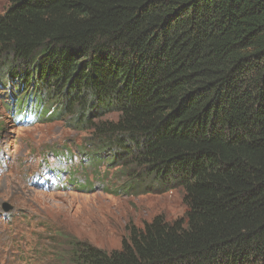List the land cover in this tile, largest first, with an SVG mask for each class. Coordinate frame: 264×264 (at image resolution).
I'll return each instance as SVG.
<instances>
[{
	"label": "trees",
	"instance_id": "obj_1",
	"mask_svg": "<svg viewBox=\"0 0 264 264\" xmlns=\"http://www.w3.org/2000/svg\"><path fill=\"white\" fill-rule=\"evenodd\" d=\"M8 3L14 119L89 133L81 155L105 181L117 170L120 191L180 190L187 207L110 252L68 235L69 264H264V0Z\"/></svg>",
	"mask_w": 264,
	"mask_h": 264
},
{
	"label": "rangeland",
	"instance_id": "obj_2",
	"mask_svg": "<svg viewBox=\"0 0 264 264\" xmlns=\"http://www.w3.org/2000/svg\"><path fill=\"white\" fill-rule=\"evenodd\" d=\"M8 7L0 0V15ZM1 93L0 264H69L68 235L110 252L121 248L132 226L159 215L167 221L185 216L180 190L120 191L125 181L112 178L117 170L105 181L106 166L94 171L81 155L89 133L59 121L20 124ZM69 177L76 185L65 184Z\"/></svg>",
	"mask_w": 264,
	"mask_h": 264
}]
</instances>
